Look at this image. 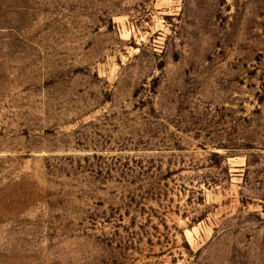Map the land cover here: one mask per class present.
I'll return each mask as SVG.
<instances>
[{
    "label": "rangeland",
    "instance_id": "rangeland-1",
    "mask_svg": "<svg viewBox=\"0 0 264 264\" xmlns=\"http://www.w3.org/2000/svg\"><path fill=\"white\" fill-rule=\"evenodd\" d=\"M0 264H264V0H0Z\"/></svg>",
    "mask_w": 264,
    "mask_h": 264
}]
</instances>
